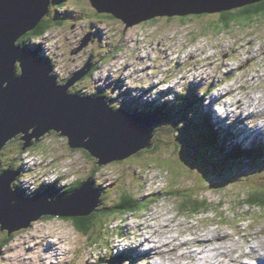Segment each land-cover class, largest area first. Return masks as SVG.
Listing matches in <instances>:
<instances>
[{
	"label": "rangeland",
	"instance_id": "1",
	"mask_svg": "<svg viewBox=\"0 0 264 264\" xmlns=\"http://www.w3.org/2000/svg\"><path fill=\"white\" fill-rule=\"evenodd\" d=\"M216 1L203 2V5H212ZM169 4L171 5L172 1H169ZM51 7L48 16H56L62 20V26L52 27L41 38L28 41L26 46H34L33 43L43 45V55L53 58L55 70L62 77L82 66L90 55H96L97 67L103 70L93 75L95 79L91 86H95V90L102 93H104L103 88L106 92L109 91L117 100V104L127 100L130 105L133 104L137 108L152 107L153 104L158 105L161 101L171 98L157 96L158 93L153 91L155 86V89L159 90L173 89L171 96L178 98L177 103L181 106L190 105L189 101H192V105L198 106L196 102H199L198 107L203 108L202 111L210 110L215 116L213 121L216 124L220 122L219 125L217 124L218 127L232 132L240 128L244 130L243 136L234 134L237 140L241 139L243 146L260 144V141H257L259 138L248 134L244 125L249 118L250 106L256 101H261L259 98L264 101V16L261 14L245 21L237 20L238 23H235V26L231 24L228 30L218 21L217 12L205 13L203 16L191 14L189 17L157 16L149 21L146 20L147 23L141 21L125 29L122 22L96 13L92 6L90 8L88 0H52ZM176 8L186 9L187 6H176ZM80 15L84 16V20L73 29V19ZM87 23L90 26L101 24L103 30L99 32L93 27L92 30L96 33L94 46L86 47L79 54L72 55L71 51L82 42L84 36L80 34L87 28ZM231 29L234 30L230 31ZM162 49H167L166 52H162L165 60L160 56ZM113 50L117 52L114 53ZM119 55L125 59L115 63L114 59ZM150 58L152 61L156 60L155 68H148L147 64L152 62ZM107 59L111 61L107 62ZM189 69L198 71L194 73ZM100 73H108L106 78L111 80L114 77L116 81L113 84L110 83L113 80L107 83L105 79H101L98 82ZM115 75L121 77L123 87L117 85L119 80ZM188 75H194L191 78L196 82L188 83L189 80L184 79ZM159 78L162 80L159 81ZM92 79L93 77H90L89 80ZM164 80L166 81L163 82ZM178 80L187 93H181L182 96L193 94L191 91H195V94L199 93V96H206L202 101L205 107L194 96L178 95L180 89L175 85ZM181 80L184 83H181ZM148 81L151 85L156 82L158 84L150 88ZM83 84L78 88L88 93ZM207 86H212L210 93L209 90L205 92ZM142 89H149L148 94H141ZM224 101L227 106H224ZM239 101L241 102L238 103ZM176 107L180 109L179 105ZM260 110L264 112V106L260 107ZM199 111L201 112V109ZM193 112L190 108L186 118L182 113L180 115L181 119L184 117L182 120L180 118L172 120L173 126L177 124L182 131L187 128L191 134L186 132L185 136L180 137V133H177L174 127L169 128L167 132L164 129L163 133L159 128L153 139L154 147L143 152L141 150L131 161L126 162V168L130 169L129 175H132L133 170L135 171L133 179L128 178L126 181L124 174L121 175L123 166L120 163L100 165L88 151L72 148L67 138H61L58 133L52 132L45 136L39 141L36 151L25 153V155L34 153L35 156L38 154L36 159L43 163L45 170H40L32 178V171L24 167L21 181L33 183L35 180L47 177L46 180L61 179L64 185H68L78 179L85 180L87 176H93L97 185L103 184L107 188L106 204L102 208L118 198L123 185L136 192L135 197L139 201L156 194L159 198L157 201L149 202L147 204L149 207L143 212L126 217L117 215L106 219L99 214L106 221V226L105 231L101 232V241L96 244L93 243L96 240L94 236L99 234L97 231L92 230V236H88L75 228L72 219L63 217L41 218L32 222L29 229L13 231L11 234L15 236L6 246L3 243L5 232L0 230V264H117L116 262L150 264V260H156L159 255L149 257L144 248L141 251L136 245L141 243L145 238L144 235L149 236L155 231L157 240L163 239L164 242L167 233L176 234L178 241L173 242L175 246L184 238L188 240L174 251L172 255L174 261L171 260V263L182 264L184 261L193 260V254L185 250L191 249L192 246L202 250L203 247L197 244V239L215 235L217 232L227 237L212 242L210 246H216L220 250L215 252V257L211 259L205 257L202 260L203 264H211L218 259V256H222V253H227L234 260L239 258H236V254L243 253L249 257L245 261H250L251 254L247 253V249L253 243L245 239V234L255 232L257 234L254 242L264 240V207L260 208L262 206L253 204L255 208H251L241 199L250 190L264 189V170H257L259 167L254 168L248 159L239 165L240 168L232 165V167L224 166L226 163L214 158L216 157L214 153L216 155L219 153L217 148H211L212 152L199 148V142L197 144L195 141L200 140H197L193 133L201 132L203 128L196 130L195 127L198 125L196 123L199 122H188L194 117ZM224 116L228 119H224ZM262 120L258 121L259 124ZM262 126L264 128V124ZM247 135L250 137L248 138ZM227 139L226 137L223 140L225 146ZM22 142L20 137H17L3 148L0 152V170L10 167L8 165L13 162H16L18 167L16 155L23 156L18 153ZM146 154L153 159L158 157L163 163L168 162V164L147 162L148 157L146 160L144 158ZM257 158L264 162V154ZM33 163L35 162L31 160V164ZM152 163L169 166L171 171L168 167L163 169ZM238 170L235 179H231L230 175L236 174ZM139 183L143 185H138ZM189 185L201 187L199 192L212 206L218 203L219 207L221 201L224 203L217 210L195 213L184 208V201L176 193L169 194L163 200L167 188L171 187V190L182 192L186 187H190ZM63 188V185H60L58 190ZM183 193L190 194L187 189ZM196 196L203 197L198 194ZM238 203H243L241 209L244 213L248 209L253 212L238 220L235 225L233 222L236 221L229 219H234L235 216L230 215L227 210L228 207L236 206ZM102 222L98 219L95 227L99 228ZM48 241L56 242L53 248L52 244L49 248H45L44 245L48 244ZM130 247L137 249L129 251ZM183 251L185 255L190 254L191 259H187L185 255L181 256ZM46 253L49 255L46 256ZM166 259L171 258L167 256Z\"/></svg>",
	"mask_w": 264,
	"mask_h": 264
},
{
	"label": "water",
	"instance_id": "2",
	"mask_svg": "<svg viewBox=\"0 0 264 264\" xmlns=\"http://www.w3.org/2000/svg\"><path fill=\"white\" fill-rule=\"evenodd\" d=\"M207 1L211 0H88L96 13L122 22L125 29L157 16L219 14L263 0H217L203 5ZM51 4L52 0H0V151L17 137L23 140L22 149H27L50 132L67 138L72 148L88 151L100 165L152 149L157 131L153 127L159 116L114 108L107 97L87 95L77 87L95 66L92 56L60 83L52 74L50 60L33 46L18 44L21 37L48 17ZM83 20L82 15L74 18L72 28ZM92 39L93 31L87 32L71 54H78ZM17 175L12 167L0 171V229L6 230L8 236L13 231L29 229L43 215H90L99 206L101 193L92 189L91 176L70 196L50 200L49 191L23 197L13 188Z\"/></svg>",
	"mask_w": 264,
	"mask_h": 264
},
{
	"label": "trees",
	"instance_id": "3",
	"mask_svg": "<svg viewBox=\"0 0 264 264\" xmlns=\"http://www.w3.org/2000/svg\"><path fill=\"white\" fill-rule=\"evenodd\" d=\"M219 14H221V16H217V17L219 18L220 22H222L225 27H230L232 23H238V22H236L237 20L245 21L247 19H250L251 17H254L256 15H260V14H261V16H264V0L261 2H258V3L247 5V6L241 7V8H236L234 10L222 12ZM61 23H62V20L58 19L56 16L45 17L33 30L29 31L23 37H21L18 41V44H20L21 46H26L28 44V41L30 42L33 38H40L48 30H50L53 26L61 25ZM232 30H234V29H231L230 31H232ZM37 47L42 49L43 45H40ZM39 48H37L38 51H39ZM44 57L48 60L49 59L52 60L51 56H49V57L44 56ZM85 85H86L85 87H89L92 85V82L86 83ZM195 89H197V87ZM205 90H206L205 92H207L209 90L208 92L210 93L212 90V86H207ZM205 92H203V95L205 94ZM191 93H193V94L185 95L182 97L194 96L195 98H197L200 101V104L203 106L202 101L204 100V98L206 96L205 97H202L201 95L199 96V93L195 94V91H193V92L191 91ZM95 94L100 95V94H104V93H95ZM177 99L178 98H169V99H166L164 101H161L155 109H153L149 112V113H152V114L159 116V121L157 122V126L153 127L155 131L156 130L158 131V130H160L159 128H161L162 133H163L164 129L167 132L169 130V128L172 129L174 127V130L176 129V132L180 133V137L185 136L186 132H189L188 129L185 128V129H183L184 131H182L177 124H174L176 126H173L172 120L175 118H180V120H182L184 117L181 119L180 115H182L183 108H184L186 115H187V113H189V109L191 108L194 111L193 113H195L193 120H198V122H199V123H196V124H198V125H196V127L194 126L195 129L196 128L200 129L201 127L203 128V130L201 132L193 133L197 137V140H200V141H195L197 144L199 142V145H198L199 148H202L205 151H211V152H212V150H210L211 148H213V149L217 148L219 153H218V155H216V153H214L216 156L214 158L221 159L224 163H226V164H224V166H226V165H228L230 167L238 166V168H240L241 166H239V165H242L243 161L245 159H248V161H250L251 164L254 165V168L259 167V168H257V170H264L263 160L261 161L259 158L252 156V154L250 152L251 151L250 148L248 150H246L247 148H244V146H242V144L239 145V143L238 144L233 143V144H230L228 146L223 145V140H225L226 137L232 141H235V139H237V138L234 137V134H235L234 132L227 130L226 128H220L216 125V123L213 121L212 112L210 110H209V112L202 111L203 108L192 105L191 104L192 101H189L190 105L187 104V105L181 106L180 104L177 103ZM121 105L126 107L128 110L136 111V106L133 104L130 105L126 101L121 103ZM177 105L180 106L181 110L178 109V107H176ZM203 107H205V106H203ZM199 109H201V112L199 111ZM174 115H176V116H174ZM192 122H194V121H192ZM157 127H159V128H157ZM222 131L224 132L223 134H222ZM61 138H63V137H61ZM38 144L39 143H35L34 146H32L30 148V150H35ZM230 146H232L231 149L229 148ZM256 147H257V145L251 147V149L254 148L253 152H255L257 150V153L255 152L256 154L263 155L264 154V147H263V149L261 148V150L257 149ZM221 148H223V149H221ZM19 152H20V155L24 152L23 149L21 148V146H20V150H18V153ZM16 157L18 159L22 158V156H17V155H16ZM144 158L146 160L147 157L145 156ZM0 160H1V157H0ZM161 160L162 159H160L158 157L155 159H153V157L147 158V162L155 161L157 163L162 164L163 161H161ZM17 163H18V167H17L16 162H13L12 164H9L8 166H12L15 169L20 168L19 171L21 170V174H22L23 168L24 167L26 168L27 164H24V162H20V160H18ZM215 163H218V162H215ZM56 164H58V163L56 162ZM152 164L153 165L155 164V165H157L163 169H165V167H168V170L171 171V168L169 166L164 167L163 165H158L156 163H152ZM163 164H168V162H164ZM169 164H171V162ZM170 166L173 168L172 164ZM26 169L31 170V171L33 170V168H29V167H27ZM128 170H130V169L126 168L125 173ZM241 170H243V168H241ZM238 172H239V170L236 171V174H231V179L232 178L235 179V176L237 175ZM177 179H178V177H177ZM17 181H19V180H17ZM78 184H79V182H75L72 185H68V186L63 188L62 192H60L56 189V184L44 185L45 186L44 188L45 189L49 188L51 190V192H53L54 195L59 197L61 195H63V196L71 195L73 192L76 191ZM139 185H142V183H139ZM189 186L190 187H186L184 190L187 189V191L190 194L183 193L184 190L182 192H179V191L171 190V187L167 188V193L165 195H163V200L166 199L169 196V194L172 195V194L176 193L177 196L181 200L184 201V208H186V210L189 212L192 210L195 213H205L207 211H211L212 209L217 210L224 203L221 201L219 203V207H218V203H216L214 206H212L209 202H207V200H206L207 198L205 196H203L202 193L199 192V191H201L199 189L201 187L191 186V185H189ZM34 189H36L37 191H40L43 189V187L41 185H39V186L35 185ZM195 190L197 192H194ZM23 193H25V192L23 191ZM196 194L203 196V197L199 198L196 196ZM158 198H159V196L156 194V196L151 195L147 199H144L143 201H139L133 194L126 191L125 193L122 194L120 200L116 201L110 207H107L105 209L104 208L100 209V207H98L99 213L95 212L94 214H91V215H85V213H84L80 217H75L73 223L75 224V227L78 231L88 234L89 230H91L95 225L96 217L100 218L101 221H104L100 217V215L107 218L108 216H111L114 213H117L120 211L123 213H127L130 210H135V211L145 210L147 207H149V205H147V204H149V202L157 201ZM241 200H245V203H247L251 208H255L253 204L262 206L260 208H263L264 207V189H256L253 191L250 190V192H248V194L245 197H243ZM241 205L243 206V203L242 204L238 203V204H236V206L228 207L227 211L229 212V214L230 215L233 214V217L235 216L234 219L229 218L230 221H233V220L238 221V220L244 218L245 216H247L253 212L250 209H248V211L244 213V211H242V209H241ZM225 213H226V211H225ZM220 214H224V213H220ZM220 214H218V215H220ZM222 217H224V216H222ZM102 226H104V225L102 224ZM3 243H4V245H6L9 243V240L4 239Z\"/></svg>",
	"mask_w": 264,
	"mask_h": 264
},
{
	"label": "bare ground",
	"instance_id": "4",
	"mask_svg": "<svg viewBox=\"0 0 264 264\" xmlns=\"http://www.w3.org/2000/svg\"><path fill=\"white\" fill-rule=\"evenodd\" d=\"M144 51V50H143ZM164 52H166V50H164ZM145 61H146V59H145ZM149 69H151L150 67H149ZM189 70H192V72H194V73H196L197 71H195L196 70V68H195V70L194 69H189ZM56 71V70H55ZM190 74H192V73H190ZM190 76H192V75H190ZM90 77H92V75L91 74H88L87 76H86V78L87 79H90ZM152 81H153V79H151ZM162 79L161 78H159V81H161ZM155 81H158V80H155ZM166 80H164L163 82H165ZM181 83H184L182 80H181ZM175 85H176V88H178V89H180V92L179 93H186V91L185 90H183V85H181L180 84V80H178V81H176V83H175ZM166 90H168V89H166ZM183 90V91H182ZM169 92H171V90H168ZM174 91L172 90V92L171 93H173ZM181 94V95H182ZM187 94V93H186ZM103 94H100V95H97V96H102ZM178 95H180V94H178ZM177 95V96H178ZM225 102V101H224ZM241 101H239L238 103H240ZM196 103H198V106H199V102H196ZM225 105L224 106H227V103L225 102L224 103ZM240 107V106H239ZM218 108H222L221 106H218ZM221 112L222 113H224V111L223 110H221ZM182 113L184 114V117L186 118L187 117V115H188V113H187V115H186V113H185V111H184V108H183V110H182ZM191 113V112H190ZM174 116H176V115H174ZM195 116V115H194ZM226 117V116H225ZM192 121H194L193 123H195V122H198V120H193V118H192V120H188V122H192ZM216 123V122H215ZM217 124L219 125L220 124V122L218 121L217 122ZM216 124V125H217ZM251 124V123H250ZM238 131H240V130H238ZM157 132V131H156ZM222 133H224V132H222ZM249 134H251V133H249ZM247 137L249 138L250 136L249 135H247ZM243 142L245 141V140H242ZM257 141H260V144H249L248 146H244V148H247L246 150H248L249 148H250V152H251V154H252V156H255V157H257V156H262V155H259V154H256L257 153V150L255 151V152H253V149L254 148H252L251 149V147H253V146H255V145H257V149H259L260 148V150H261V148L263 149V147H264V141L262 140V139H258ZM228 144L229 143H227V145L226 146H228ZM238 146V145H237ZM243 146V145H242ZM235 147V146H234ZM240 150V149H239ZM143 151H145V150H142V152ZM147 151V150H146ZM241 151V150H240ZM140 152V151H139ZM237 152V151H236ZM251 156V157H252ZM17 159V158H16ZM18 160H20V162H24V164H31V160H25L24 158H20V159H18ZM42 170H45V167H44V165H43V163L41 162V161H34ZM20 169V168H19ZM19 169H15V171H17L18 172V175H17V177H16V180L14 181V185L18 188V190L20 191V193H22V195H23V197H25V198H31V197H33L35 194H39V193H31L30 191H29V188H32V189H34L35 188V185H37V180H35V179H33V180H35L33 183H31V182H29V181H25V182H23V181H21V171H19ZM27 171V170H26ZM26 171H25V173H26ZM28 178V177H27ZM31 178V177H30ZM32 179V178H31ZM17 180H19V181H17ZM50 183V184H49ZM45 184L46 185H52L51 184V182L49 181V180H47V182H45ZM56 184V189L58 190V187L60 186V185H63V187H66V185H64V184H62L61 182H56L55 183ZM45 191H49V192H51V190L48 188V189H44ZM23 191L25 192V193H23ZM45 191H43V192H41V193H44ZM58 191H60V192H62L63 190H58ZM102 202V201H101ZM169 227H171L170 225H169ZM159 231V230H158ZM256 234L257 233H255V232H248V233H246L245 234V239H247L250 243H253L252 245H250V246H248V249H247V253H250L251 254V257H253V258H255L256 259V264H264V240H260L259 242H254V239L256 238ZM225 237H227L226 235H224L223 233H221V232H217L215 235H210V236H207V237H205V238H198L197 239V244H199V245H201L202 247H203V249L202 250H190V253H192L193 254V256H194V259L193 260H191L190 262H188L187 264H203V259L205 258V257H208V258H212L213 256L215 257V252H217V251H219L220 249L219 248H217L216 246H210L211 244H212V242L214 241V240H216V239H223V238H225ZM257 237H259V236H257ZM167 238V242H165V244L164 245H162V248H159V247H154V246H150L149 248H148V250H146L145 251V253H148V256L149 257H154L155 255H159V253H162V254H167L168 255V252H169V254H171L172 252H174L175 251V248H177V247H180L181 245H183V244H186L187 242H188V240H180V242L179 243H177V245L175 246V248H172V249H170V250H168L166 247L167 246H169V245H174V243L176 242V241H178V236L176 235V234H173L171 237L170 236H167L166 237ZM261 238V237H260ZM148 239H150V238H148ZM52 241V240H51ZM166 241V240H165ZM151 241L150 240H146V243L145 244H147V243H150ZM174 242V243H173ZM52 243V248H53V245H54V243L53 242H51ZM260 247H262V249L260 248ZM137 249V247H130L129 248V251H132V250H136ZM64 250V249H63ZM204 250V251H203ZM251 251V252H250ZM221 252V251H220ZM222 253V252H221ZM47 254L48 253H46V256H47ZM51 254V253H50ZM222 254H225V253H222ZM49 255V254H48ZM185 255V252H183L182 253V256H184ZM51 256V255H50ZM231 261L232 262H234V263H231V264H246L243 260H242V257H239L237 260H234V258L233 259H231ZM165 262H171V259H166L165 260ZM198 262V263H197ZM176 263V262H175ZM176 264H178V263H176ZM211 264H218V263H216L215 261H212L211 262Z\"/></svg>",
	"mask_w": 264,
	"mask_h": 264
},
{
	"label": "clouds",
	"instance_id": "5",
	"mask_svg": "<svg viewBox=\"0 0 264 264\" xmlns=\"http://www.w3.org/2000/svg\"><path fill=\"white\" fill-rule=\"evenodd\" d=\"M74 23V22H73ZM62 26V25H61ZM47 33V32H46ZM45 33V34H46ZM44 34V35H45ZM44 35H42V36H44ZM41 36V37H42ZM40 37V38H41ZM34 39H38V38H34ZM114 51V53L115 52H117L116 50H113ZM39 52V51H38ZM39 54H40V52H39ZM79 54V53H78ZM119 56H121L120 58H119ZM118 57H116L115 59H114V62L115 63H117L118 61H120V60H122V59H125V57H123L122 55H119ZM51 62H52V64H53V67H54V70H55V62H54V60H53V58H52V60L51 59H49ZM111 60H107V62H110ZM86 62H84L83 64H82V66L85 64ZM114 63V64H115ZM82 66H80V68L82 67ZM98 66V65H97ZM97 66H94L93 68H92V72L90 71L89 72V74H91L92 75V77H93V79H95V76H93L97 71H101V70H103V69H101V67H97ZM113 66V65H112ZM111 66V67H112ZM108 69V68H107ZM53 70V71H54ZM58 77V76H57ZM102 78H106V76H105V73H100V77H99V80L100 79H102ZM82 83L84 82V81H90L89 79H87L86 78V76L83 78V79H81L80 80ZM60 83H63V82H60ZM47 136V135H46ZM45 137V136H44ZM43 137V138H44ZM42 138H40V140H41ZM39 140V141H40ZM23 141V140H22ZM39 141H36L35 143H39ZM34 143V144H35ZM8 144V143H7ZM6 144V145H7ZM34 144H33V146H34ZM5 145V146H6ZM22 145H23V142L21 143V148H22ZM4 146V147H5ZM32 147V146H31ZM31 147H29V148H27V149H23V153H22V158H24L25 160H33V161H39L38 159H36V157H37V155L38 154H36V156H35V154L33 153V154H27V155H25V153H27V152H29V153H31L33 150H30V148ZM3 150V149H2ZM1 150V151H2ZM0 151V152H1ZM35 151H36V149H35ZM134 156V155H133ZM133 156L132 157H130V158H128L129 159V161H131L132 160V158H133ZM146 157H149L148 155L146 156ZM93 158L94 159H96L97 161H98V158H95L94 156H93ZM115 163H120L121 165L124 163L123 162V160H121V161H116V162H111V163H108V164H115ZM108 164H101V165H108ZM10 167H12V166H10ZM27 167H29V168H33V170H32V178H34V176L40 171V170H42L41 168H39V166L36 164V163H33V164H28L27 166H26V168ZM13 169H15L14 167H12ZM3 170V169H2ZM21 171V170H20ZM22 175H23V173H22ZM47 178V177H46ZM46 178H44L45 180H46ZM88 178H90V176H87L86 177V179L85 180H77V181H75V182H79V184H78V187H77V189L79 188V187H82V184L84 183V182H86L87 180H88ZM58 180V179H57ZM57 180H53V181H50V182H52V183H56L57 182ZM90 181H92L93 182V185H92V189H95L94 188V185H95V180H94V178H93V176H91V178H90ZM46 182H47V180H46ZM75 182H73V183H75ZM51 183V184H52ZM72 183V184H73ZM50 184V183H49ZM63 184V183H62ZM37 185L39 186V185H41L42 187H43V189L42 190H40V191H37L36 189H32V188H29V191L31 192V193H41V192H43V191H45L44 189V185H46L45 184V182H43V184H42V182L41 181H37ZM68 185H70V184H68ZM13 188L14 189H16L19 193H20V191L18 190V188L13 184ZM76 189V190H77ZM53 193V192H52ZM74 193V192H73ZM121 194H123V191L121 190ZM106 195H107V192L106 193H101V195L99 196V203H98V205L99 206H97V210H96V212L97 213H99L98 212V207H100V209H103L102 207H103V205L104 204H106ZM67 196H70V195H65V196H63V195H61V196H59V197H62V198H64V197H67ZM146 199V198H145ZM102 201V202H101ZM99 209V210H100ZM142 211H144V210H142ZM117 212V211H116ZM95 213V212H94ZM94 213H92V214H94ZM125 213H123V212H117L116 213V215H120V216H122V215H124ZM91 215V214H90ZM58 217H61V216H53V215H43V217H41V218H47V219H50V218H58ZM76 217H80V216H76ZM40 218V219H41ZM68 217H66V219H67ZM108 218H110V216H108L106 219H108ZM39 219V220H40ZM100 220L101 221V219L100 218H98V217H96V222H97V220ZM96 222H95V224H96ZM34 223V222H33ZM102 224L104 225V226H102ZM32 226V225H31ZM74 226H75V224H74ZM105 226H106V221H103L101 224H100V226H99V228H96L95 227V225H94V227L91 229V230H89V232H88V234H86V233H84V234H86V235H90V236H92V233H91V231L92 230H94V231H97L99 234L97 235V236H94V238L96 239L95 240V242L93 243V244H96L99 240L101 241V239H102V234H101V232L102 231H105ZM76 228V227H75ZM24 230H26V229H24ZM80 232V231H79ZM5 233H6V236H5V239H8L9 240V243L11 242V240H13V238H14V236L15 235H11V236H8L7 235V231L5 230ZM82 233V232H81ZM8 243V244H9ZM54 243V245L56 244V242H53ZM8 244H6V245H8ZM50 244H52L51 242H49L48 241V244H46V245H44L45 246V248H49L50 247ZM6 245H4V246H6ZM117 264H118V262H116Z\"/></svg>",
	"mask_w": 264,
	"mask_h": 264
},
{
	"label": "flooded vegetation",
	"instance_id": "6",
	"mask_svg": "<svg viewBox=\"0 0 264 264\" xmlns=\"http://www.w3.org/2000/svg\"><path fill=\"white\" fill-rule=\"evenodd\" d=\"M75 23H73L72 24V26L74 25ZM87 24H89V23H87ZM91 27H95L96 29H97V31H102V26H101V24H100V26L99 25H96V26H90V25H88L87 26V28L80 34V35H83V34H85L87 31H90L91 30ZM73 29H75V28H73ZM94 44H95V38H93L92 39V41L90 42V44L87 46V47H93L94 46ZM90 56H92V63L95 65V66H97L98 65V63H97V59H96V55H90ZM89 56V57H90ZM108 60V59H107ZM92 72V71H91ZM148 154H146V156H147ZM74 218L75 217H68L67 219H72V221H74Z\"/></svg>",
	"mask_w": 264,
	"mask_h": 264
}]
</instances>
